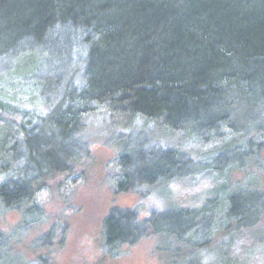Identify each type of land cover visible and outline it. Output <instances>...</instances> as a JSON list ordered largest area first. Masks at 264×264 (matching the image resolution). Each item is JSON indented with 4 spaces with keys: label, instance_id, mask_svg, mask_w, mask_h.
<instances>
[{
    "label": "trees",
    "instance_id": "16d2710c",
    "mask_svg": "<svg viewBox=\"0 0 264 264\" xmlns=\"http://www.w3.org/2000/svg\"><path fill=\"white\" fill-rule=\"evenodd\" d=\"M24 85L42 100L41 111L5 95L4 86ZM99 109L121 115L117 124L125 121V128L139 121L174 137V147L142 173L143 184L168 185L197 173L182 169L193 163L180 148L191 139L218 156L235 144L263 158L264 0H0V215L16 213V230L28 235L47 220L41 192L66 183L70 190L80 178L67 154L75 142L88 147L81 138L85 119ZM117 164L128 166L126 154ZM129 190L135 189L115 191ZM248 190L254 200L243 205L231 197L208 213L213 236L194 244L181 235L195 230L189 218L205 219L210 198L143 219L137 209L110 208L102 222L103 255L118 257L124 245L155 236L172 264L180 255L201 264L202 249L239 230L215 264H250L241 256L248 242L264 238L258 228L264 189ZM224 219L237 229L230 222L224 227ZM11 230L0 226V264L12 240L22 241ZM56 233L51 227L37 234V248L56 244ZM34 261L43 264V256Z\"/></svg>",
    "mask_w": 264,
    "mask_h": 264
},
{
    "label": "rangeland",
    "instance_id": "374dc122",
    "mask_svg": "<svg viewBox=\"0 0 264 264\" xmlns=\"http://www.w3.org/2000/svg\"><path fill=\"white\" fill-rule=\"evenodd\" d=\"M4 90L6 96L12 97L14 102L24 108L41 111L39 104L42 100L33 96L29 85L22 88L4 86ZM119 116H109L101 109L86 116L81 138L87 142L88 147L75 142L67 154L74 156L71 162L72 173L80 178H77L70 190H65L68 186L66 183L64 186L55 185L52 188L54 191L39 194L48 213L47 220L40 227L31 229L27 235L16 230L19 220L16 213L0 215V226L8 232L16 230L13 237L22 240L17 245L12 240V249L2 251L5 264H22L26 260L38 264L34 260L39 255L43 256V264H172L173 259L158 249L155 236H147L131 246L124 245L118 257L104 256L102 222L110 208L137 209L139 218L143 219L152 211H175L179 206L196 207L204 199L210 198L205 209V219L189 218L195 224V230L181 235V240L194 244L207 241L213 236L208 230V213L220 211L217 208L223 203L228 206L231 197H236L238 202L245 205V201L255 199V192L250 193L249 188L255 191L264 189V156H247L236 150L235 144L231 145V151L222 152L218 156L217 153L208 152L211 145H201L193 139L180 145L181 150L187 152L193 160V163L189 162L182 169L197 173L175 179L168 185L143 184L142 173L150 162L162 158L165 151L174 147V137L163 129L139 121L131 128H125V121L117 124ZM122 153L128 157V166L124 168L117 164ZM200 167L204 170H198ZM125 172L128 178L124 176ZM119 177L125 181L120 182ZM118 186L123 189L131 186L137 192H116ZM222 221L224 227L230 222L231 231L237 229L234 220ZM51 227L57 230L54 236L56 244L38 249L39 242L34 241V237ZM258 228L264 233V217ZM238 232L218 236L214 243L202 249L199 252L201 264H215L216 256L224 260L228 243L236 238ZM241 242L238 240L237 245H245L247 241ZM162 245L166 247L168 244L164 242ZM241 257L250 264H264V238L252 244L248 242ZM176 261L177 264H198L187 255L178 256Z\"/></svg>",
    "mask_w": 264,
    "mask_h": 264
}]
</instances>
